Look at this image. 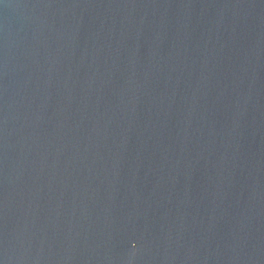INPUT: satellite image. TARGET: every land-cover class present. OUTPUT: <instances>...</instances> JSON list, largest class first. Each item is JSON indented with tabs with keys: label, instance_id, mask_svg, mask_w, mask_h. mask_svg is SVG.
I'll use <instances>...</instances> for the list:
<instances>
[{
	"label": "water",
	"instance_id": "water-1",
	"mask_svg": "<svg viewBox=\"0 0 264 264\" xmlns=\"http://www.w3.org/2000/svg\"><path fill=\"white\" fill-rule=\"evenodd\" d=\"M0 264H264V0H0Z\"/></svg>",
	"mask_w": 264,
	"mask_h": 264
}]
</instances>
